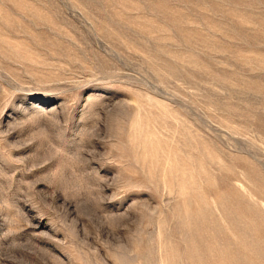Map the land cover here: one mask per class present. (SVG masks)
<instances>
[{
	"label": "rangeland",
	"instance_id": "rangeland-1",
	"mask_svg": "<svg viewBox=\"0 0 264 264\" xmlns=\"http://www.w3.org/2000/svg\"><path fill=\"white\" fill-rule=\"evenodd\" d=\"M0 264H264V0H0Z\"/></svg>",
	"mask_w": 264,
	"mask_h": 264
}]
</instances>
